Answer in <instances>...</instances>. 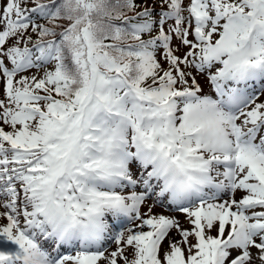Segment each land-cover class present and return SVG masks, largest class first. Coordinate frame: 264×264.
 <instances>
[{
    "label": "snow or ice",
    "instance_id": "6c2138e0",
    "mask_svg": "<svg viewBox=\"0 0 264 264\" xmlns=\"http://www.w3.org/2000/svg\"><path fill=\"white\" fill-rule=\"evenodd\" d=\"M0 264H264V0H0Z\"/></svg>",
    "mask_w": 264,
    "mask_h": 264
}]
</instances>
